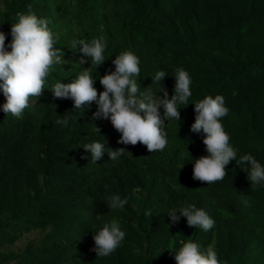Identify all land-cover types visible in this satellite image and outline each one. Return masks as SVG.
Listing matches in <instances>:
<instances>
[{"label": "trees", "instance_id": "16d2710c", "mask_svg": "<svg viewBox=\"0 0 264 264\" xmlns=\"http://www.w3.org/2000/svg\"><path fill=\"white\" fill-rule=\"evenodd\" d=\"M29 13L48 21L54 47L71 57L62 76L53 69L42 94L29 97L19 118L4 113L0 89V264H176L182 241L197 243L202 253L211 246L220 264H264V232L256 225L264 218V184L251 187L236 161L226 165L228 174L218 181L225 198L210 210L211 230L190 227L185 217L172 223L170 210L186 203L204 206L189 176L193 163L171 169L163 154L149 153L139 143L122 144L130 156L122 162L134 164L110 175L113 166L94 163L83 149L112 134L93 118L95 102L84 111L73 109L71 99L60 101L51 91L57 81L71 83L89 67L93 86L102 92L99 78L114 71L112 61L128 51L139 58L135 78L140 83L148 84L157 71L167 73L162 82L169 95L175 71L182 68L191 80L188 102L201 90L224 98L229 112L221 123L237 161L251 154L264 166V0H0L7 51L12 24L18 14ZM217 36L232 40L219 43ZM101 37L104 63L97 68L89 60L80 66L83 54L79 45L73 49L74 42ZM64 119L66 124L56 123ZM113 132L119 140L121 134ZM199 139L198 159L209 155L200 134ZM169 143L176 146L173 135ZM164 169L171 170L158 177ZM176 169L171 186L168 178L156 187ZM212 186L205 185V193ZM111 195L127 203L110 209ZM175 197L182 204H175ZM114 220L125 238L110 255L97 257L93 235ZM246 225H253V243ZM32 231L41 236L18 251L9 248Z\"/></svg>", "mask_w": 264, "mask_h": 264}, {"label": "clouds", "instance_id": "9594fccd", "mask_svg": "<svg viewBox=\"0 0 264 264\" xmlns=\"http://www.w3.org/2000/svg\"><path fill=\"white\" fill-rule=\"evenodd\" d=\"M10 34L12 41L7 47L11 51H7L6 36L0 32V81H2L0 89L6 98L3 105L4 113L19 118L28 107L29 97H39L42 94L45 89L44 81L53 69L62 76L61 69L71 56L68 54L66 57L61 49L54 47L48 21L37 18L33 13L18 14V22L12 24ZM229 40L232 39L224 40L217 36L219 43ZM77 45L80 46L78 51L83 54L78 61L80 66L89 60L97 68L104 63L103 53L106 44L102 37L93 38L91 42L83 39L74 42L75 51ZM139 63V58L130 51L116 56L112 61L114 71L110 70L99 78L103 86L100 89L102 92H97L93 86L95 80L89 67H82L83 70L71 83L57 81L51 91L54 98L60 101L68 102L66 99H71L73 109L84 111L85 107L95 102L93 118L110 128L112 134L85 144L83 149L88 152L94 163L103 160L106 167L113 166L110 175L116 171L128 170L134 164L133 160L122 162L130 157L124 153L126 149L122 144L135 146L139 143L146 146L149 153L158 152L155 154L157 156L163 154L164 160L171 162V169L183 161L193 163V172L189 171V176L195 183L196 193L201 194L200 202L204 206L198 208L195 204L186 203V206L178 210H170L168 215L172 223L185 217L188 226L198 227L207 232L215 223L209 216L210 210L222 203L225 198L218 181L223 180L228 174L226 165L230 161H236V164L247 173L251 187L264 184V166L251 154L242 155L237 161V152L230 146V138L221 123L222 118L229 112L222 96L216 95L213 98L209 94H203L205 90H201L193 101L188 102L192 95L191 80L182 68L175 71L174 94L169 95L162 82L167 73L157 71L148 84L140 83L135 78L140 75ZM177 120L185 122L181 125ZM56 123L66 124L67 119L57 120ZM113 129L121 134L119 140ZM199 134L209 155L198 159ZM171 135L174 136L176 146L169 143ZM241 165H247L248 169ZM170 170L164 169L158 177H162ZM177 170L156 181V187L162 186L168 178L171 186ZM148 177L156 176L149 172ZM205 185H213L207 193ZM107 199L110 209L122 208L127 203V200L121 199L119 195H111ZM175 199V204L181 203L179 200L182 198ZM244 203L247 204V200ZM145 215L150 216L151 211H146ZM262 223L264 218L256 220L258 229L264 232ZM246 230L253 243L251 237L253 225H246ZM124 238L125 232L121 230L119 221L114 220L93 235L94 247L91 250L97 257H107L116 250ZM181 243L182 247L174 256L176 264H220L211 246L202 253L197 243L191 241ZM253 245L256 247L258 244Z\"/></svg>", "mask_w": 264, "mask_h": 264}, {"label": "rangeland", "instance_id": "374dc122", "mask_svg": "<svg viewBox=\"0 0 264 264\" xmlns=\"http://www.w3.org/2000/svg\"><path fill=\"white\" fill-rule=\"evenodd\" d=\"M40 236H41V233H39L38 231H32L29 233H25L21 239H19L15 244L9 246V248L11 250L18 251L22 249L30 239L38 238Z\"/></svg>", "mask_w": 264, "mask_h": 264}]
</instances>
